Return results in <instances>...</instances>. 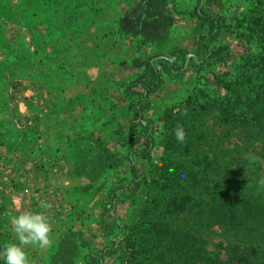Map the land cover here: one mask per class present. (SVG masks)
Instances as JSON below:
<instances>
[{
	"label": "rangeland",
	"instance_id": "rangeland-1",
	"mask_svg": "<svg viewBox=\"0 0 264 264\" xmlns=\"http://www.w3.org/2000/svg\"><path fill=\"white\" fill-rule=\"evenodd\" d=\"M62 1L0 0V143L13 144L17 130L26 139L29 130H40L35 125L40 117L34 113L40 105L33 97L45 95L58 100L49 115L56 116L55 122H61L64 135L71 132L64 141L65 148H55L58 152L55 158L59 161L57 168L47 173L41 164L32 173L27 163L26 168L11 172L14 178L9 184H0V196L2 194L1 199L14 207L19 198L23 209L31 205L32 210L43 212L50 220L52 243L47 248L26 246L29 264H96V250H101L115 238V223L134 221L140 212L139 201H144L142 197L134 202L136 204L130 203V184L134 178L131 165L144 173L151 183L157 178L160 159H167L164 113L172 115L186 109L185 103L194 89L209 90V83L217 88L210 74L225 72L229 65H222L219 72L211 65L198 73L189 64L184 75L175 79H170L158 66L164 79L163 86L149 95L144 111V115L154 122L155 144L149 158L133 153L129 162L126 157L130 148L122 145L117 131H121L124 138L132 135L124 127L130 118L125 88L140 73L139 69L133 68L132 61L138 56L166 55L175 46L193 54L195 18L192 12L198 4L214 16L222 15L221 21L226 27L220 31L215 45H228L234 58L243 48L236 44L233 20L255 8L257 0H221V10L214 5L209 7L207 0H165L163 9L171 18V24L164 39L157 42L142 36L149 32L141 33L144 24L136 15L130 16L132 31H119L120 19L140 0H93V8L91 0H77L66 9ZM74 5L78 8L71 7ZM246 77H250L253 84L259 83L254 75L247 74L244 80H236V88ZM25 109L33 115L28 116ZM60 113L63 116L60 117ZM203 113H198L187 123L193 148L199 147L200 155L206 158H201V168L211 163L215 168V181L223 185L227 182L234 186L243 178L255 179L261 173L260 179L264 178V153L260 158L255 152L245 153L249 149L239 143L235 133L231 135L214 114ZM50 119L52 117L46 115V128H49ZM9 123L13 125L12 133L5 127ZM73 133L91 134L100 139L108 149V155L113 156L111 160L118 159L120 165L109 169L105 162L90 181L80 176L82 173H74L78 156L77 136ZM137 133H133L132 139ZM261 143L254 146L262 149ZM177 144L174 147L177 153L172 155L174 161L180 160L178 154L185 151L184 144ZM50 146L54 147V144ZM133 147L141 149L139 142ZM25 156L30 154L26 152ZM105 156L102 154L103 158ZM242 159L248 162L244 161L245 168L241 169L239 161ZM43 176L49 179L46 184L38 180ZM42 194L46 195L43 202L47 205L46 210L41 207ZM7 205L0 201V246L16 242L11 231V217L19 212H11ZM1 206L7 209L1 210ZM184 218H175V222L189 224ZM205 235L211 250L222 239L216 227L206 231ZM114 261V257H104L105 264H114Z\"/></svg>",
	"mask_w": 264,
	"mask_h": 264
},
{
	"label": "trees",
	"instance_id": "trees-1",
	"mask_svg": "<svg viewBox=\"0 0 264 264\" xmlns=\"http://www.w3.org/2000/svg\"><path fill=\"white\" fill-rule=\"evenodd\" d=\"M73 1L77 0H63L64 9L69 8ZM91 2L93 8L94 1ZM163 2L165 4V0H140L120 19L119 31H132L130 16L136 15L144 24L141 33L149 32L141 34L143 37L154 42L164 39L171 18L164 12ZM207 5H214L218 10L222 7L221 0H207ZM71 7L77 9L78 5ZM192 16L195 18L193 54L175 46L166 55L138 56L131 63L133 68L140 70L137 77L128 82L124 93L130 114L124 127L132 135L130 139L124 138L121 131H117L122 145L130 148L126 159L131 162L133 153L147 159L154 147L155 125L144 111L149 95L160 91L163 86L164 79L158 66L170 79H175L184 75L189 64L198 73L211 65L216 66L218 72L222 65H229L225 72L210 74L217 88L209 83V90L194 89L185 103L186 109L172 115L164 113L167 159H160L156 169L158 175L151 180L152 184L144 173L131 165L130 172L134 178L130 184V203L136 204L134 202L142 197L145 199L142 203L139 201L141 208L134 221L130 224L115 223V238L101 250H96V264H105V256L114 257V264H264V190H258L257 185L262 173L255 179L243 178L234 186L227 182L228 186L217 183L211 163L201 168V158H206L200 155L199 147L193 148V138L187 128L189 119L198 113H212L226 125L231 135L235 133L241 145L249 149L245 153L255 152L259 158L264 153V146L262 149L254 146L259 142L264 145V0H257L255 8L233 20L236 44L243 48L234 58L228 45H215L220 31L226 27L221 21L222 15L214 16L198 4ZM247 74L254 75L259 83L253 84L250 77H246L236 88V80ZM178 125L185 130L183 143L174 135ZM135 131L138 133L132 139ZM75 136L78 160L74 173H82L80 176L90 181L105 162L109 169L120 165L118 159L111 160L113 156L108 155L109 151L100 139L91 134L76 133ZM138 142L141 149L136 150L133 144ZM177 142V146L184 144L185 151L178 154L180 160L174 161L172 155L177 153L174 148ZM102 154L106 155L105 158ZM242 160L239 161L241 169L248 162L247 159ZM180 217H185L189 224L176 223L175 218ZM214 227L219 229L222 239L211 250L205 233Z\"/></svg>",
	"mask_w": 264,
	"mask_h": 264
},
{
	"label": "crops",
	"instance_id": "crops-1",
	"mask_svg": "<svg viewBox=\"0 0 264 264\" xmlns=\"http://www.w3.org/2000/svg\"><path fill=\"white\" fill-rule=\"evenodd\" d=\"M33 99L38 105H40V107H38V112H34L40 117V121L36 123L38 126L36 129L40 130H29L27 133L28 139H26V136L24 134L20 133V131L17 130V132L14 133L15 141H12L13 144L11 142L8 145H6V143H0V184H9V182H11L14 178L11 172L18 171V169H21L22 167L26 168L27 163L29 164L28 166L29 169L32 170V173L37 171V165H44L43 168L45 169V171H47V173L49 171L51 172L53 169L59 166V161H57V158H55V156L58 154L55 148L60 147L61 150H63L65 148L64 141L71 135V132L68 133V135L67 133H65L64 135L63 129H61V122H55V120H57L56 116H52V119L48 120L49 128H46V115L51 112L53 104L58 101L57 99H55V97L45 95L42 97H33ZM21 104L23 105V102ZM26 114L28 116H32L33 112H28L26 110ZM61 116L63 115L60 113V117ZM9 122L12 123L11 121ZM10 123V127H7L6 125L5 127L6 130H9V132L12 133L14 130L10 129L13 128V125H10ZM73 134L75 135L76 133ZM50 144H54V147H51ZM26 152L30 154V156L26 157ZM51 154L54 155L50 157ZM32 179L37 180V177H32ZM38 180H40L42 184H46L49 179L46 180V176H43L42 178H38ZM2 197L3 195L1 194L0 201L4 204H8V210H10L11 212H19L24 209H29L30 211L32 210L31 205L25 206L24 209L10 206L9 203L4 202V199H1ZM42 197L43 199L40 200V203L46 200V195L42 194ZM36 207L40 208V205H37ZM43 208L46 210V207ZM4 209L7 208L1 206V210L4 211Z\"/></svg>",
	"mask_w": 264,
	"mask_h": 264
},
{
	"label": "clouds",
	"instance_id": "clouds-1",
	"mask_svg": "<svg viewBox=\"0 0 264 264\" xmlns=\"http://www.w3.org/2000/svg\"><path fill=\"white\" fill-rule=\"evenodd\" d=\"M172 59V58H169ZM177 141L183 143L185 140V130L182 126L174 129ZM258 190H264V178L257 181ZM16 205L23 208L22 201L17 198ZM47 205L41 203V207ZM11 231L16 242L7 243L0 246V264H29L26 246L49 247L52 243L50 236L51 223L47 215L41 211L21 210L11 217Z\"/></svg>",
	"mask_w": 264,
	"mask_h": 264
}]
</instances>
